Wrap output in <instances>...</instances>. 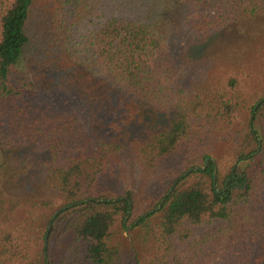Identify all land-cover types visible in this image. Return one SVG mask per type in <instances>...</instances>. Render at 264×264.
Returning a JSON list of instances; mask_svg holds the SVG:
<instances>
[{"label": "trees", "instance_id": "1", "mask_svg": "<svg viewBox=\"0 0 264 264\" xmlns=\"http://www.w3.org/2000/svg\"><path fill=\"white\" fill-rule=\"evenodd\" d=\"M37 1L0 0V149H29L1 169L44 193L7 197L0 170V264H264V37L197 58L215 34L263 13L260 0H47L48 41L71 63L55 72L166 118L121 141L80 123L96 108L87 91L13 82ZM39 96L50 100L32 108ZM56 99L63 114L51 117ZM179 152L184 171L153 192ZM216 221L225 225L196 238Z\"/></svg>", "mask_w": 264, "mask_h": 264}, {"label": "rangeland", "instance_id": "2", "mask_svg": "<svg viewBox=\"0 0 264 264\" xmlns=\"http://www.w3.org/2000/svg\"><path fill=\"white\" fill-rule=\"evenodd\" d=\"M4 5H9L12 0H3ZM260 4L263 7L264 0H260ZM135 9V8H133ZM262 10V9H261ZM263 12V11H261ZM51 14V4L47 0H38L33 8V15L30 21L33 31V37L31 44L27 49L25 55V62L21 70H16L13 73V82L21 81L25 78H32L39 85L41 90H44V86H53L58 84L69 83L70 86L76 87L87 91L88 94L94 95L96 108L92 110V117L90 123H86L81 119L80 123L89 128L92 136L95 139L101 141H121L131 136L142 133L144 129L155 128L158 125L166 122V118L162 114H158L148 107H143L131 100L114 97V94L106 92V88L99 83L93 89V86L88 82L79 81L76 79H65L60 76L59 72L54 71V67L58 61L62 66L68 67L71 63L67 60L65 53L49 43L46 32L50 31L49 19ZM193 14L189 8L184 12V21L175 27V31L180 34L179 38H176V44L185 35L184 31L188 24L192 22L190 16ZM189 18V21L187 19ZM51 33V32H50ZM260 34L264 37V12L256 17L240 20L232 23L213 37L209 41L200 45L197 56L198 59L204 57L214 56L224 51L228 47L235 44L249 43L256 35ZM51 35V34H50ZM28 76H26V75ZM65 79V81L63 80ZM107 87V86H106ZM49 88V87H47ZM77 94V93H76ZM78 95V94H77ZM44 100L40 96L33 97L29 101L32 108L36 105L43 104ZM59 100L56 99L55 103ZM60 102V101H59ZM50 109L46 111L49 116L60 113L61 103L52 105ZM50 121L48 122V124ZM88 124V125H87ZM48 126L43 125L42 128ZM41 128V127H39ZM223 148H221L222 150ZM29 151L28 148H12L9 150L0 149V170L3 177V190L7 197L20 198V197H36V199L44 198V193L38 188L33 176H28L18 180H9L4 177L2 171V165L13 158L24 156ZM185 168V154L179 152L168 158L160 168V177L153 186V192L163 193L171 184V182L180 175ZM58 213L54 215L57 216ZM224 222H213L212 224L205 225L198 229L196 238L201 236L212 229L224 226ZM127 229L131 230L130 223H127ZM68 239L63 242V246H66ZM183 250L182 247L177 249L178 252ZM184 251V250H183ZM150 255L147 260H143L139 264H149ZM127 264H138L136 260H129Z\"/></svg>", "mask_w": 264, "mask_h": 264}, {"label": "water", "instance_id": "3", "mask_svg": "<svg viewBox=\"0 0 264 264\" xmlns=\"http://www.w3.org/2000/svg\"><path fill=\"white\" fill-rule=\"evenodd\" d=\"M262 101H260V103H261ZM187 174H185V176H186Z\"/></svg>", "mask_w": 264, "mask_h": 264}]
</instances>
